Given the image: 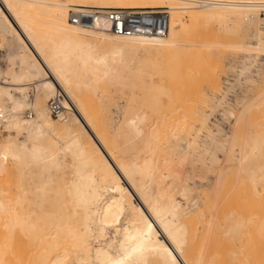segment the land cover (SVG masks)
<instances>
[{"label": "bare ground", "instance_id": "obj_1", "mask_svg": "<svg viewBox=\"0 0 264 264\" xmlns=\"http://www.w3.org/2000/svg\"><path fill=\"white\" fill-rule=\"evenodd\" d=\"M165 6L168 30L161 37L112 34L102 15L98 28L68 16L69 9ZM263 9L264 0H0V113L8 116L0 138V264H232L219 255L222 246L205 257L206 242L195 252L198 239L192 245L191 239L201 230L198 245L215 236L213 214L230 168L247 176V193L260 191ZM201 83L212 89L199 98ZM101 84L128 90L107 87L121 94L108 97ZM236 86L242 88L230 102L226 94ZM91 94L103 102L101 119L88 105ZM51 98L65 108L63 118L51 115ZM218 108L228 129L210 120ZM254 108L263 112L257 128L245 122L246 132L237 136L236 120ZM71 115L79 125L59 129L57 121ZM173 116L184 121L176 119L182 124L175 127L168 121ZM190 118L198 121L194 128ZM50 195L52 212H45ZM26 206L38 207L42 226ZM232 215L220 221L229 220L221 224L224 232L217 230L236 246L228 249L233 264H264V248L250 240L255 232L242 230L248 217Z\"/></svg>", "mask_w": 264, "mask_h": 264}, {"label": "rangeland", "instance_id": "obj_2", "mask_svg": "<svg viewBox=\"0 0 264 264\" xmlns=\"http://www.w3.org/2000/svg\"><path fill=\"white\" fill-rule=\"evenodd\" d=\"M80 5H73V6H70L69 8H82L81 6L79 7ZM166 7V6H165ZM167 9H168V13H170V11H169V8L168 7H166ZM70 9L68 10V16L70 15ZM187 18H188V15L187 14H185L184 15V20H187ZM215 28V27H214ZM216 35H217V37H219V36H221V34H219V32L218 31H216ZM213 48H215V49H217V50H219L220 51V53H222L223 55L225 54V56L226 55H229V52H228V50L226 49V50H224L223 49V47L221 48V47H219V46H213ZM2 53H4V50H2V49H0V65L1 66H4V60L1 58V56H2ZM2 59V60H1ZM4 62V63H3ZM199 65H201V64H199ZM199 65H197L198 66V69H201L202 68V65L201 66H199ZM224 69V70H223ZM224 71H225V68L223 67V65L221 64V67H219V69H218V75H219V81L221 82V77L220 76H223V75H225L226 74V72H225V74H224ZM222 74V75H221ZM229 77L230 78H232V76L231 75H229ZM153 80L157 83V79L154 77L153 78ZM33 84V83H32ZM204 83H201L200 85H199V92H198V97L199 98H201L203 95V93H205V91H207V90H209L210 88L212 89V87L211 86H209L208 84H205V85H207L208 86V88L209 89H207V86H202ZM100 89H102L103 90V92L101 91V93L102 94H105V95H108V97H113V96H116V97H119L121 94L119 93V91H121V90H123V91H127L128 90V87L125 85V86H120L119 84H114V85H105V84H101L100 85ZM107 87H110V88H117L119 91L118 92H108L107 90L105 91V89H107ZM220 87H221V85H220ZM242 87L244 88V85H242ZM242 87H239V89L238 90H240V88H242ZM109 88V89H110ZM183 88H184V85H183ZM205 90H204V89ZM235 88V91L233 90ZM231 91H229V92H227V94H226V98H228V100H230V102H232V100L231 99H233V98H235V96H236V94H235V92L236 91H238L237 90V88H238V86H236V87H234ZM207 89V90H206ZM204 90V91H203ZM30 92L32 93V88L30 89ZM233 93V94H232ZM238 94H239V91L237 92ZM231 95H232V97H231ZM201 96V97H200ZM197 97V98H198ZM167 98V97H166ZM165 97H163V95L160 97V99H161V101H162V104H163V107L166 109V108H168V101H167V99H166ZM90 102H89V106H90V108H91V110H93V111H95L96 113H98L97 114V118L99 117L100 119L101 118H103L104 116L101 114V107H102V105H103V102H101L99 99H97V97L94 95V94H91L90 95V100H89ZM167 101V102H166ZM48 103V101H46V104ZM110 106H112L111 104H110ZM206 108H208L209 109V106H206ZM73 109V108H72ZM254 109H255V111L256 112H254ZM253 110L251 109L249 112H247V113H245L239 120H236V123L234 124L233 122H232V124H234V132L236 133L237 132V134H239V135H237V136H239V137H241V135L244 133V132H242V131H245L246 132V130L244 129L245 128V126H246V123H248V126H250L251 124V128L252 129H254V127L255 128H257V126H256V124H257V117H258V115L261 117V115H263L262 113L263 112H259L258 113V109H256V108H254ZM260 110H262V108H260ZM252 111V112H251ZM263 111V110H262ZM214 112V113H213ZM213 112H211L212 114H211V117H210V120L211 121H213V122H216L215 120H218V121H220L221 122V126L224 128V129H228V127L227 126H229V124H228V122H225V120H221L220 118H222V116H221V110L218 108V109H215ZM72 114H75V111H74V109H73V112H72ZM55 118V117H54ZM72 115H71V117H69L68 118V120L67 121H57V127L59 128V129H62L63 128V126L65 125V124H69V123H71V124H73V126H77V125H79V123H75L76 121H74V123H72ZM170 118H172L171 120H170ZM169 118V123L171 124V125H175V127H177L180 123H181V121L180 120H176V119H181V118H178L177 116H173V117H170ZM57 118H55V120H56ZM220 119V120H219ZM252 119H253V121H252ZM182 120V119H181ZM189 120V119H188ZM190 120H191V122L193 121L192 120V118H190ZM177 121V122H176ZM182 121H184V119L182 120ZM239 121V122H238ZM249 121V122H248ZM255 121V122H254ZM178 122H179V124H178ZM246 122V123H245ZM253 122V123H252ZM175 123V124H174ZM188 122L186 121V124H187ZM190 123V122H189ZM188 123V124H189ZM198 124V121H193L192 123H190L189 125H191V127L193 126V128L196 126V124ZM240 123L243 125V128H242V125H240ZM251 123V124H250ZM176 124H178V125H176ZM182 124V123H181ZM180 124V125H181ZM228 124V125H227ZM231 124V128H233L232 125ZM237 124H239L238 126H237ZM250 124V125H249ZM253 124H255V125H253ZM195 125V126H194ZM245 125V126H244ZM236 126H237V128H236ZM239 126H240V130H238V128H239ZM247 127V126H246ZM242 129V130H241ZM192 130V129H191ZM189 131V132H192V131ZM237 130V131H236ZM1 132H0V138H2V136L3 135H5V131L3 130V129H1L0 130ZM240 132V133H239ZM189 135V134H188ZM191 136V135H190ZM189 136V137H190ZM2 140H4V139H2ZM2 140H0V141H2ZM230 163V164H229ZM228 164L229 165H231V163H233L234 164V162H229ZM232 164V165H233ZM192 166H193V164H192ZM233 166H235V165H233ZM229 167H232V166H229ZM236 168V167H235ZM232 169L233 170H231V168L229 169V171H227L226 172V174H225V176L222 178V182H223V186L225 187H221V190L219 191V197H220V202H218L219 204H220V206H218V209H216V212H215V210H214V213H216V215L220 218H218L215 214H213V216L216 218H214V220H217L219 223H217L216 221H213V222H216V223H213L214 224V226H212V229L213 228H215L216 230L217 229H219L220 231L223 229V225H221V224H226L227 222L226 221H229V220H226L225 221V223H222V222H220L221 220L224 222V215H225V210H226V214L228 215V213L229 212H231V214L233 213V215H232V217L234 216L235 218H237L236 217V215L237 214H240L241 216V218H246V217H248V218H246L245 220L247 221V223H245L246 221L244 220V219H242V220H244L245 222H243L244 224H246L247 225V227H245V225L243 224V227L244 228H246V229H242L243 231H249L250 230V232L251 231H253V232H255V234H254V241L252 240V239H250L251 240V242L253 243V245H255V243L257 244V246H260V247H262V248H264L263 246H264V222L263 223H261L262 222V220H264V175L262 176L263 177V179H262V177L260 176L259 178H261V179H259V181L260 180H262V181H260L259 182V184H258V189L260 190L258 193L256 192L255 193V195L254 194H252L253 193V191L251 190V192H249V193H247V191L246 190H248L249 188V184H248V179L246 178L247 176H243V174L241 175L242 176V178L240 177V174H239V176H237L236 175V173H237V171L235 172V170L236 169H234L233 167H232ZM10 171H11V174L14 176V170H12V169H10ZM229 172H231V173H229ZM59 175H61V174H59ZM237 177H239V179H238V181H237ZM65 179H68V177H64ZM236 179V180H235ZM241 180V181H240ZM236 181V182H235ZM243 182V183H242ZM245 184H247V185H245ZM29 185H30V187L32 188V183L31 182H29ZM248 186V187H247ZM56 187V185L55 184H52V189H54ZM248 189H247V188ZM263 190H262V189ZM223 189V190H222ZM251 189V188H250ZM250 189L248 190V191H250ZM262 190V191H261ZM14 189L13 188H11V191H10V193H11V196H13L14 194ZM222 191V192H221ZM224 191V192H223ZM205 192V193H204ZM221 192V193H220ZM203 197L204 198H207V197H205V196H207L208 194H209V192H208V190H206V191H203ZM247 193V194H246ZM252 196H251V195ZM254 195V196H253ZM257 195H259V196H261L262 198H258L259 196H257ZM28 198L30 199V200H32L33 198H32V193L31 192H29L28 193ZM256 196H257V198H256ZM52 197H53V195H50L48 198H44L43 199V210L45 211V212H52V202H51V199H52ZM250 197H252V198H250ZM224 198V199H223ZM236 198V199H235ZM223 201H222V200ZM232 199V200H231ZM235 200H236V202H235ZM258 200H260L259 202H258ZM253 203H252V202ZM258 202V204H257V202ZM230 202L232 203V204H230ZM237 202H238V204H237ZM224 203H225V206H224ZM257 204L256 206H255V204ZM219 204H217V205H219ZM230 205H231V207H230ZM237 206H238V208H237ZM28 207V209H30L31 210V212H32V217L33 218H36V217H39L40 219V221L38 222V224L40 225V226H42V215H41V212H40V210L38 209V207H36V206H32V207H30V206H26V208ZM229 207V208H228ZM215 208H217V207H215ZM227 209H229L228 211L229 212H227ZM254 209V210H253ZM237 210V211H236ZM224 211V212H223ZM234 211V212H233ZM218 212V213H217ZM242 212V213H241ZM254 213H255V215H254ZM222 214H224V215H222ZM230 213H229V216H227L226 215V217H230V215H231ZM235 214V215H234ZM221 215V216H220ZM238 216V215H237ZM255 216V217H254ZM260 216V217H259ZM221 217H222V219H221ZM225 217V219H227ZM230 218V219H232L233 220V218ZM239 217V216H238ZM253 217V218H252ZM256 218H258V220L260 221V223L262 224H258L259 222L257 221V219ZM262 218V219H261ZM261 219V220H260ZM250 222V223H249ZM215 224H220L219 226L218 225H216L215 226ZM222 228H221V227ZM221 229H220V228ZM201 230V229H200ZM204 230V229H203ZM216 230H214L213 229V231H212V233L215 231V236L213 235V237L215 238V240H212L213 241V243H212V241L210 242V240L213 238V237H211V239L209 238V239H206V240H203V244H200V245H198L199 243H202V241H199L200 240V235H202L203 233H201L202 232V230L199 232V234H197L196 236L198 237H196V238H193V239H191V245L192 244H194V241L192 242V240H196V239H198V243L195 241V243H197L196 245H194L195 247H196V249H195V247H193L192 246V248H190L193 252H194V249H195V252L196 251H198L200 248H201V250L202 251H204V246H205V242H206V245L207 246H205V252L204 253H206V255H205V257L206 256H208V254H210V252H211V249L210 248H213L214 246H216V248H217V250L219 251V248H220V246H222L221 247V249L223 248V251H225L224 253L223 252H221L220 251V254L219 255H224L225 253V255H226V257L225 256H223V257H221L222 258V260L224 261L225 259L226 260H228L229 262H231L232 264L234 263L233 262V260H234V257L233 256H231L232 254L231 253H229V251L230 250H228L229 248L232 250V249H234V248H232V246L234 245L233 244V240L231 241L230 240V238H228L227 236H224V235H222V237H221V235L219 234V232L220 231H218V233H217V231ZM222 232H224L223 230H222ZM212 233H210L209 235H211ZM221 233V232H220ZM221 234H223V233H221ZM199 235V236H198ZM219 237H217V236ZM220 235V236H219ZM223 236L226 238V239H224L223 238ZM213 238V239H214ZM201 239H202V236H201ZM249 240V241H250ZM207 241H209V242H207ZM245 241L246 240H244L243 241V244H246L245 243ZM249 241H246L247 243H250V244H252L251 242H249ZM215 242V243H214ZM208 243V244H207ZM217 244H219L218 245V247H217ZM250 244H247L245 247H248V248H250V250H252V245H250ZM202 245V246H201ZM199 246H201L200 248H198L197 249V247H199ZM234 247H235V249H236V246L234 245ZM245 247L243 248V249H245ZM216 248L214 249V250H212V251H214L215 252V250H216ZM220 249V250H221ZM5 251H6V253L7 254H10L11 252L8 250V249H4ZM227 250V251H226ZM237 250V249H236ZM264 250V249H263ZM235 250H233V252H234ZM10 252V253H9ZM230 252H232V251H230ZM264 252V251H263ZM221 253H223V254H221ZM228 253V254H227ZM235 253V252H234ZM214 254V253H213ZM262 255H260V259L263 257L264 258V254L263 253H261ZM228 255H230V256H228ZM235 255H236V253H235ZM225 257V258H224ZM229 257H231V258H229ZM218 258H220V256L219 257H216V258H213V259H218ZM220 260V259H219ZM262 261H263V259H261Z\"/></svg>", "mask_w": 264, "mask_h": 264}, {"label": "built area", "instance_id": "obj_3", "mask_svg": "<svg viewBox=\"0 0 264 264\" xmlns=\"http://www.w3.org/2000/svg\"><path fill=\"white\" fill-rule=\"evenodd\" d=\"M70 11L69 19L72 23L88 28H98L96 19L102 15L106 20V30L115 35L135 36L146 35L161 37L167 33L169 13L166 7L158 9H129V8H99L79 9ZM264 19V9L260 12ZM48 107L52 116L63 118L66 114L65 108L60 102L51 98ZM25 115L31 117L32 111H26ZM7 114L0 113V130L7 121Z\"/></svg>", "mask_w": 264, "mask_h": 264}]
</instances>
